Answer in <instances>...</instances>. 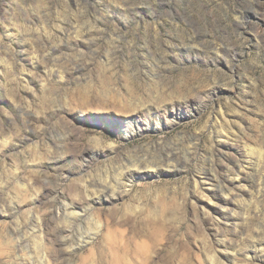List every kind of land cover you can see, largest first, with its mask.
I'll return each mask as SVG.
<instances>
[{
    "label": "rangeland",
    "instance_id": "1",
    "mask_svg": "<svg viewBox=\"0 0 264 264\" xmlns=\"http://www.w3.org/2000/svg\"><path fill=\"white\" fill-rule=\"evenodd\" d=\"M0 264H264V0H0Z\"/></svg>",
    "mask_w": 264,
    "mask_h": 264
}]
</instances>
